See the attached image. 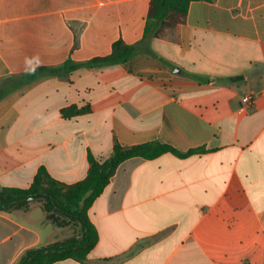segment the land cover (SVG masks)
<instances>
[{"label":"crops","instance_id":"1","mask_svg":"<svg viewBox=\"0 0 264 264\" xmlns=\"http://www.w3.org/2000/svg\"><path fill=\"white\" fill-rule=\"evenodd\" d=\"M150 2L0 0V82L138 46L126 64L44 75L0 100V189L29 188L41 167L80 182L116 142L202 149L124 161L89 210L96 247L54 264H264V0L193 1L145 37ZM78 229L37 201L0 211V264Z\"/></svg>","mask_w":264,"mask_h":264},{"label":"trees","instance_id":"2","mask_svg":"<svg viewBox=\"0 0 264 264\" xmlns=\"http://www.w3.org/2000/svg\"><path fill=\"white\" fill-rule=\"evenodd\" d=\"M193 1L213 0H151L145 37L155 34L159 36L162 30L173 28L183 23L187 17L189 5ZM138 53L137 45L127 44L118 40L113 44L112 52L107 56L95 57L84 64L67 62L59 68L34 67L19 76L5 78L0 82V100L13 89L27 84L41 76L49 74H65L81 65L88 67L126 64ZM83 110L70 107L62 111L64 117L80 114ZM202 149L181 153L170 145L150 142L132 147L115 143L111 156L105 160H97L89 155L90 165L87 177L75 184H65L54 179L45 167H41L29 188L0 189V211H15L29 209L32 201L42 204L47 217L53 223L63 226L74 224L78 226V236L65 242H57L25 251L18 264H54L72 259L78 262L86 260L96 247L99 234L89 217V210L94 201L101 196L118 167L126 160L134 157L154 159L165 153L178 157H188Z\"/></svg>","mask_w":264,"mask_h":264},{"label":"built area","instance_id":"3","mask_svg":"<svg viewBox=\"0 0 264 264\" xmlns=\"http://www.w3.org/2000/svg\"><path fill=\"white\" fill-rule=\"evenodd\" d=\"M255 103V99L251 95H246L241 100V109L246 110Z\"/></svg>","mask_w":264,"mask_h":264},{"label":"water","instance_id":"4","mask_svg":"<svg viewBox=\"0 0 264 264\" xmlns=\"http://www.w3.org/2000/svg\"><path fill=\"white\" fill-rule=\"evenodd\" d=\"M176 72H179V69H177Z\"/></svg>","mask_w":264,"mask_h":264}]
</instances>
